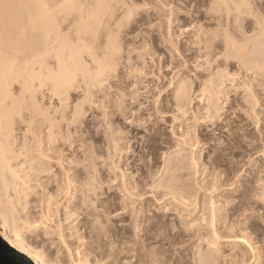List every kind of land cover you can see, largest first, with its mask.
<instances>
[{"label":"bare ground","instance_id":"obj_1","mask_svg":"<svg viewBox=\"0 0 264 264\" xmlns=\"http://www.w3.org/2000/svg\"><path fill=\"white\" fill-rule=\"evenodd\" d=\"M166 1L168 2V0H165L164 2H166ZM209 1H210V2H208L209 4H207V7H208V5H209V7L206 9L205 12L200 13L198 11H195V13L186 14L188 16V19L191 18V25H193L192 28L194 29L191 40L188 43V46L190 45L193 49H195L197 51V55L195 54L196 55L195 61L201 60V62H198L199 64H197V66H195V68L199 69L200 71L198 72L199 74L196 71V73L198 74V76L196 78L197 79L196 86L198 85V88L196 91H194L193 97L198 102V104L203 103V105H202L203 110L206 113L205 117L209 120V123L212 124V122H214L212 120L219 119L222 115V114L219 115V112H221V110H222V107H221L222 101L220 102V100H222V98L227 96L226 94L225 95L223 94V96H221L222 90L224 89V86H226L225 83H228V81H229L231 87L233 88L234 96L235 95L236 96L241 95L242 97L240 98V101H238L239 99L237 101L235 100V99H237V97L234 99V103H236L234 105V107L232 106L233 103L232 104L230 103L231 105L227 103L229 106L227 107L226 112L228 111V113L230 112L231 115H234L236 117L238 116L237 118H240L242 121L248 122V124L252 123L251 125H254L255 130L257 129L262 134L264 131H262L261 129L264 130V128L258 127L259 122H260V118H261L260 114L262 115V113H260L261 109L259 106V99L260 98H258L257 96L262 95L264 97V19L261 18L262 14H259L260 16L256 14V18L254 17L252 22L249 21L250 23H252L250 25L249 31H247V30L244 31V29H246V28H244V26L242 25L241 17H243L244 14L246 15L247 13H249V12L252 13V11H254V10H252L253 7H252V9H250L251 8L250 5H252L251 0H209ZM138 2L141 3L140 0H0V8H1L0 13L2 12V10H6V8L9 9V11H7L8 13L6 11H4L7 13L6 14L7 18L4 19L2 17L4 20L1 18L2 15L0 14V33L2 31H3V33L5 32L4 34L7 37V38L5 37L6 40H3V38H2L3 35L1 36V34H0V238L6 243V245L9 248L13 249L14 251H16L17 253L22 255L31 264H64L63 262H65L66 260L65 261L61 260V256H64V255H65L66 259L69 261V264H90L89 256L86 254V252L84 250L85 249L84 248L85 242L83 243L84 240H82L83 239L82 236L81 237L78 236V235H80V233L77 234L78 231L75 233V239L77 238L79 240V241L77 240L78 243L81 241L79 244V247H77V245H76V248L73 247L74 249L70 250L72 247L70 248L69 245L71 246L72 243L68 244L67 239L71 238V236L73 237L74 231L72 233L73 235L68 236V234L71 233V230H72L70 228L71 229V230L69 229L70 232L67 231L68 234L67 235L64 234L65 230L63 231V227L66 225H64L62 227L63 220L60 219L61 220L60 221L58 219V217H60V216H58L59 214L57 215V213L59 212V208L61 207L64 210V213L66 214V216L63 217V218H65L64 222H68L67 220H70L69 219V217H71L70 215L74 214V212H77V210L76 211H69V210L74 205V201H75L74 199H78V198H75V196L78 195L79 196L78 201L80 203L79 205H82V207L84 206L85 208H83V209L86 210L85 213L82 212V210H81V212L84 213V215H85V217H87V219L91 220V229L100 233V229H101L100 228V222L97 220V210H98V208H100L99 205L101 204V201L99 200V196L97 194V186L99 185V183L97 182V177H96V174L94 173L95 170H93V168H91V166H89L90 164H88L86 166L83 165L84 170H86V171H84V177L83 178L81 177V180H83V183H80L79 177L81 175L79 177L77 176L78 173L80 172V170H79V172H75V171L72 172V169H71L72 166L71 167L65 166L64 164H66L65 163L66 161L63 158L64 157L63 153L66 151V149L68 151L72 150L73 153H74V151L76 152L77 149L74 150L75 147H73L74 146L73 145L74 140L73 141L70 140L69 134H71L73 131H75L76 125H78L82 122L81 119H82V117H84L83 115L86 111L84 105L86 103L89 104V106L95 105V102H92V97L94 95H95L96 99H98V102H100V103L107 100V102L103 103L102 105L104 107H105V105H109V108H111V110H112V116H115V117L118 115L122 116L123 115L122 112L125 113V111H122L125 109L124 108L125 105L122 106V102L125 100L123 99L124 97H123V94H121L120 89L116 86L118 84H116L115 85L116 87H115L112 84H111L112 86L109 85V82H110V79L112 78L113 74L117 71V67H119L118 64H120V63L117 64V62H118L117 61V57H118L117 55L120 54V50H121L120 44L118 42V38L120 36L119 35L120 30L122 29L124 24L132 18V16L135 17L138 14L137 11L139 8L136 9V7L138 6ZM189 3H190V1H189ZM144 4H145V2H144ZM159 4H161V3H159ZM185 4L188 6V3L185 2ZM249 6H250V8H249ZM254 8H256V7H254ZM203 9H205V8H203ZM145 10L147 11L149 9L146 8ZM139 11H142V10H139ZM258 12H260V11H258ZM251 13H249V14H251ZM23 14L25 15V18L22 17ZM173 14L174 13H172L170 10L168 15L166 16V25H165V27L167 26V29L165 28L166 29L165 31L167 33V37H166L167 39L165 41L169 44H172V45H174V43H176V42L172 41L173 36L171 35L172 33L170 32V25L173 22V20H171V17L173 16ZM181 14L183 15L184 13L182 12V13H180V15ZM252 15H253V13H252ZM257 16H259V17H257ZM148 17H149V19L152 17H155V19L153 18L154 20H156V19L161 20V18L163 16L160 15V13L153 11V12H151V14L147 15V18ZM172 19H173V17H172ZM142 20L143 19H142V15H141V17H139V20L137 19L136 22L139 23ZM249 20H251V19H249ZM136 22H135V24H136ZM153 22H155V21H153ZM127 24H128V22L126 23V25ZM143 24H144V21H143ZM143 24H142V26H143ZM147 25H149V24H147ZM123 28H125V26ZM130 29H132V28H130ZM247 29H248V27H247ZM130 32H132V31L130 30ZM134 32H136V31H134ZM188 32H189V30L185 29L182 34L187 35ZM124 33H125V31H124ZM126 34H129V33H126ZM126 34H122V35H126ZM132 34H134V33L132 32ZM248 34H250V36H248ZM188 35H190V34H188ZM159 36H161V35H159ZM132 37H133V35H132ZM162 37H163V35H162ZM162 37H160V38H162ZM120 38H119V40H120ZM133 38H132V40H133ZM122 39L125 40V38H122ZM126 39H127V35H126ZM154 40H156V39H154ZM143 42L146 45L148 40L145 41L143 39ZM156 43H158V42H156ZM4 44L6 45V48H7L6 52L8 51L7 54L6 53L4 54L3 50H2L3 52H1L2 46ZM161 44H162V42H161ZM161 44H158V45H161ZM149 45H147V46H149ZM185 45H186V43H185ZM141 46H142V44H141ZM154 46L156 47V44ZM19 48H23V51H25L26 54H28V60H16L17 56L15 57V55L19 51ZM139 49L141 50V48H139ZM135 51H137V50H135ZM177 52H174V54ZM169 55L167 53L168 60H176V59H173L175 56L172 57ZM149 56H150V54L148 55V57ZM138 57L140 58V55ZM21 58H23V57H21ZM176 58H178V57H176ZM194 58H195V56H194ZM134 59H136V58H134ZM151 59H152V56L149 60H151ZM220 59H224V60H220ZM228 59H231V60H228ZM126 60H133V58L129 59L128 57H126L125 61ZM232 63H235L238 66V68H237L238 72L235 75H232L230 73L224 74L226 68L228 66H232ZM172 64L173 63H171L170 66H168V69H170L169 71H173L176 68L175 66H173L174 64L173 65ZM124 65H126V64H124ZM131 69H133V68H131ZM142 69H143V67H142ZM118 70H119V68H118ZM194 72H195V69H194ZM176 74H177V72H176ZM113 78H115V77H113ZM157 80H159V79H157ZM187 80H188V78H187ZM174 81L175 80L173 78V79L169 80V82L167 84V88L172 89L171 100L168 101L169 105H167V103L166 104L164 103V105H160L158 103L157 99H155L156 101H154V106H153V108H154V113H153L154 115L153 116L154 117H157V115H160V114H164L163 111H164L165 107L172 108L173 110H175V112H180L181 110L183 111L185 108H187L191 105V102L193 100L190 98L191 92H190V84L188 83L189 81L187 82L186 78H179L178 80H176V82H174ZM123 83H121V84H123ZM155 86H156V90H158L156 97L159 98L162 90H160L159 85L156 84ZM127 87H129V86H127ZM113 88H116V89H113ZM112 89L115 91L113 92ZM111 90H112V92H111ZM125 90H127V88ZM256 91L257 92L260 91L259 92L260 95H257ZM224 92H228V91L225 90ZM231 92H230V94H231ZM77 94H80V97H77ZM124 95H127V94L125 93ZM128 96H129V93H128ZM142 96H144V95H142ZM137 97H139V96H137ZM77 99H78V101H77ZM228 99L229 98L226 97L224 100V103L228 102ZM263 99H261V101ZM161 102H163V101H161ZM260 104H261V102H260ZM142 105H139V107ZM136 106H138V105H136ZM125 107H127V106H125ZM130 108L132 109V107H130ZM190 108H191V106H190ZM261 108H262V106H261ZM224 110H225V108H224ZM136 111H137V109L135 110V112ZM128 112H130V113H128V115L125 113L126 115H123V117H125V120L127 121V123H129L131 125V121H128V119L131 118V116L133 114L132 112H134V111L132 110V111H128ZM183 113H185V112H183ZM222 113H224V112H222ZM108 114H109V112H108ZM85 115H86V113H85ZM151 116H152V114L149 115V117H151ZM176 117L173 116L172 121H175ZM132 118H134V115L132 116ZM162 118H163V116H162ZM135 119H134V122L141 121L138 118H137L138 120H135ZM197 119H199V118L197 117ZM240 119H239V122H240ZM202 120H203V118H202ZM218 122H220V121L218 120ZM105 123H107V122H105ZM223 124H224V122H223ZM241 124L243 125L242 122H241ZM101 126H102V124H101ZM224 127L226 129H228V127H226V126H224ZM240 128H242V127H240ZM77 129H78V127H77ZM222 129H224V128H222ZM237 129L239 130L238 131L239 132L238 134L240 135L239 138H243L244 134H245L244 128H242L243 131H242V129H239V128H237ZM83 131H84V129H83ZM224 131H225V129H224ZM86 132H88V131L86 130ZM171 132H172V130H171ZM220 132H221V130H220ZM229 132L230 133H228V134L230 137L231 136L230 134L233 131H229ZM246 133H247V131H246ZM66 134L68 136H66ZM82 134H83V132H82ZM109 134H111V133H109ZM173 134H175V133H173ZM226 135H227V132H226ZM232 135H234L232 137H235V138H236V136L237 137L239 136V135H237V132H236V134H235V132H233ZM263 135L264 134H262V136ZM127 140H129V139H127ZM154 140H156V139H154ZM188 140H189V138H188ZM110 141H112V143H114V144L116 142L113 140H110ZM241 141H242V139H241ZM244 141H246V140H244ZM124 142H126V140ZM150 142H151V140H150ZM180 142L184 146L187 141L185 142V141L181 140ZM148 143H147V145H148ZM154 143L155 142H153L152 146L155 145ZM111 146H112V144H111ZM115 146H113L114 151H120L121 150V149L116 150L117 146L116 147ZM139 146H140V144H139ZM145 147H147V146H145ZM178 149H176L173 152V153H175V155L170 156V154H169V157L164 156L163 166H162V168L160 167L161 171L164 175H167L168 173L170 174V172L173 173V170L175 168L178 169L180 164L183 163V165H184L183 161H185V160H183L182 156H180V153L184 152V150L182 151L180 148H178ZM82 150H83V148H82ZM257 150H259V149H257ZM95 152H97V151L95 150ZM112 152H113V150H112ZM66 153H67V151H66ZM75 154H77V152ZM68 155H70V154H68ZM68 155H67V157H68ZM110 155H111V153H110ZM114 155H116V154H114ZM183 155H184V153H183ZM73 156H75V155L73 154ZM65 157H66V155H65ZM95 157H98V156H95ZM189 157L191 158V159L187 158L188 160H190V163H188L189 167L190 166L191 167L193 166L194 168H195V166L197 167V165H196L197 163L195 164V162H197L195 160V155H194V157H192V156H189ZM84 158H86V157H84ZM114 159H115V157H114ZM187 159H186V161H187ZM112 162H113V160H112ZM224 163H225V161H224ZM140 164H141V162H140ZM183 165H181V166H183ZM185 165H187V164H185ZM54 168H57L58 171L55 172L54 174L51 173V174H53V180L49 181V178H47L48 176L45 177V178H47V180H45V181L52 184V187H53V188L51 187L52 190L50 189L51 191L48 192L47 195H45V193L43 194L41 192L42 194L41 193H39V194H41L42 196L38 197V192H37L36 188L37 189L41 188L39 181H41V183H43L42 180L45 179L44 178L41 180L39 173L41 175L43 173L45 174L46 172L50 173V171L53 170ZM218 169H220V168H218ZM254 169H255V167H254ZM92 171H94V172H92ZM175 171H176V169H175ZM124 173H123V175H124ZM195 173H196V171H195ZM46 175H47V173H46ZM130 175H131V173H130ZM174 175H176V174H173V176ZM196 175H195V177H196ZM203 175H204V173H203ZM223 176H225V175H223ZM222 177H221V179H222ZM255 181L253 182L254 184H255ZM134 182L138 183L137 181H134ZM165 182H167V181H165ZM212 182H214V181H212ZM247 182H249V181H247ZM259 182L261 183V181H259ZM49 183H47V184H49ZM138 185H133V187L128 188L127 187L128 185H125L124 182H122L121 183V194H123L121 196V197H123L122 199H124L128 203L129 202L135 203L136 202L135 198H138V199L142 198L140 195L141 192L138 191V193H135L137 191L136 186H138ZM173 185H176V184H173ZM214 185H213V187H214ZM45 186H46V184H45ZM159 186H160V184L158 185V187ZM215 186H217V184ZM160 187L165 189V190L166 189L167 190L168 189L173 190V188H174V186H172V184L168 183V182L165 183L164 187H162V186H160ZM231 187H229V188L231 189ZM185 189H187V188H185ZM198 189H199V187H198ZM230 189H228V190H230ZM45 190H46V188H45ZM138 190H140V189H138ZM182 190H183V188H182ZM218 190H219V188H218ZM175 191H176V189L174 190V192ZM171 192H170V194H171ZM204 192L207 193V191H204ZM178 194L181 195V193H178ZM182 196L183 195H181L180 197H182ZM166 197H167V195H166ZM171 197L170 198L173 200L176 198L173 195ZM218 197H220V196H218ZM170 198H168V199H170ZM242 198L244 199V197H242ZM260 198H262V197H260ZM196 199H197V197H196ZM263 199H264V197H263ZM263 199H262V201L264 203ZM247 200L245 198V201H247ZM176 201L177 200H175V202ZM179 201L177 202V204L181 203V201H180V203H179ZM182 201H184V198L182 199ZM242 201L237 202L235 204H238V206H239V204L242 203L241 205H243L245 202L244 201L242 202ZM71 203L73 204L72 206L70 205ZM181 204H182V207H185V208L188 207L186 205V202H184V203L182 202ZM181 204H180V206H181ZM77 207L78 206H76V208ZM205 207H206L205 211H207V215H206V217L204 216L201 220L205 222V224H206L205 226L208 229V237H209V241L211 242V246L215 245L216 243L218 244V242H220V243L227 244L228 246L234 248V250L236 249L237 252L235 254H236V256L238 255L237 256L238 260L234 261V259H233L234 262L232 264H260V261L262 258L261 252H264V251L260 252L261 248L259 246L260 245H262L261 247L264 246V239L262 238L263 240L259 246L253 244V242H251V238L249 237L251 234L249 235L247 233L248 234V236H247V234H244V232H242V231H244V228L242 231H241V229H238L237 232H234L235 229L233 231V228L238 223L235 225H233V223H231V225L229 227V231L227 233L226 232L221 233V235H220V232L216 228V215L219 212H218V209L216 207V203L214 201L212 194L208 195ZM226 207H228V206H226ZM33 208L39 209L38 210L39 217L37 216L38 217L37 220L31 222L30 219L32 220V218H33V220H34V217H35V216L34 217L32 216L33 211H32V213H30L32 218L28 219V215H29V210L33 209ZM81 208H79V209L77 208V209L80 210ZM202 209H203V207H202ZM34 210L37 211V209H34ZM263 210H264V207H263ZM99 211H101V210H99ZM140 211H141V209H140ZM227 212H228V210H227ZM79 213H80V211H79ZM36 214H38V213L36 212ZM199 214H200V212H199ZM263 214H264V212H263ZM79 216L81 217L82 214ZM202 216H203V214H202ZM258 216H260V215H258ZM75 217H76V215H75ZM184 217H185V215H184ZM73 218H74V216H73ZM74 221H76V220H74ZM82 221L85 222V220H82ZM114 221H115V219H114ZM263 221H264V219H263ZM195 222H196V220H195ZM228 223L230 224V219H229ZM75 224H76V222H75ZM179 224H181V223H179ZM87 225H88V223H87ZM197 225H199V224H197ZM240 225H238V226H240ZM244 225H245V223H244ZM73 228H75V227L73 226ZM77 228L78 227L76 226V229ZM39 229H41L42 231L40 233H38L39 234L38 235L37 230H39ZM236 230H237V228H236ZM226 231H227V228H226ZM204 232H205V230H204ZM251 232H253V231H251ZM40 234L48 242L53 240L54 241L53 245H54V243L57 244V246L54 247L53 252L46 251V249L44 248L45 245L40 246L38 244L39 240H38V242L35 241V242H37L36 244H38V245H36L35 242H32V238H37V239L40 238V240H41L42 237L40 236ZM222 234H223V236H222ZM224 234H227V235H225L226 237H224ZM85 236H87V235H85ZM252 237H253V235H252ZM89 239H91V238H89ZM72 240H74V239L72 238ZM77 241H76V244H77ZM162 242H165V241H162ZM73 243H74V241H73ZM193 243H195V242H193ZM48 244H50V243H48ZM91 245H92V243H91ZM173 245H174V243H173ZM50 247L52 248V242H51ZM81 247H83V248H81ZM89 250H92V249H90V247H89ZM161 250H162V248H161ZM179 250H180V248H179ZM51 251H52V249H51ZM86 251H88L87 248H86ZM218 252H219V249H218ZM63 253H64V255H63ZM158 253H160V252H158ZM217 255H219V254H217ZM248 255H250V256H248ZM145 257H147V256H145ZM157 257L158 256H156V259H158ZM218 258H221V257L218 256ZM230 258H231V256H230ZM192 259H193V257H192ZM227 259H229V258H227ZM206 260H207V258H206ZM219 260H217V261H219ZM222 260H224V258ZM155 261H157V260H155ZM230 261H232V260H230ZM166 262H167V259H166ZM178 263H180V262H178ZM67 264H68V262H67ZM166 264H168V263H166Z\"/></svg>","mask_w":264,"mask_h":264},{"label":"rangeland","instance_id":"obj_2","mask_svg":"<svg viewBox=\"0 0 264 264\" xmlns=\"http://www.w3.org/2000/svg\"><path fill=\"white\" fill-rule=\"evenodd\" d=\"M140 1H141V3L138 2V6L136 7V9L139 8L137 11V13H138L137 15L139 17H141V15H142V19H143L141 21L142 23L139 22L140 23L139 24L136 22L137 19L139 20V17L137 15L135 17L132 16V18L129 21H127L128 24L129 23L130 24L126 25V23H127L126 22L124 24L125 28H123L124 27L123 26L122 29L120 30L119 38L120 37L121 38H120V40L118 38V42H119L120 48H121V50H120L121 55L120 54L117 55L118 56L117 57V61H118L117 64L118 63H120V64H118L119 67H117V71L115 72L118 76L114 73L112 78L113 77H115V78H113V79L111 78L110 82H109V85L112 84L113 86L118 84L116 86L120 89L121 94H123V97H124L123 99L125 101L122 100L123 101L122 106L125 105L128 108L124 106L125 109L122 111H125V113L127 115H128V113H130L128 111H132V110L134 111V112H132L133 113L132 116L134 115V118H132V116H131V118L128 119V121H131V125L129 123H127V121L125 120V117H123V115H126L124 112H122V114H123V115L121 114L122 116H120V115H118L116 117L112 116V110H111V108H109V105H105V107L102 105L103 103L107 102V100L100 103V102H98V99H96V97L94 95L92 97V102H95V105L89 106V104H87V103L84 105L85 110H86L85 111L86 115L84 113V115H83L84 117H82V119H81L82 122L80 124L76 125L77 131L75 130L71 134H69L70 140L75 141V142L73 141V145H74L73 147H75L74 150L77 149L79 152L76 150L77 154H75L76 153L75 151L73 153L72 150L68 151L66 149L67 153H66V151L63 153V156H64L63 158L66 161L65 162L66 164H64V165L68 166V167L72 166L71 167L72 172L73 171L79 172V170H80V172L77 175L78 177L81 175L79 177L80 183H83V180H81V177L82 178L84 177V171H86V170H84V166L90 164L89 166H91V168H93V170H95V172L94 171H92V172H94L96 174L97 182L99 183V185L97 186V194L99 196V200L101 201V204L99 205L100 208H98V210H97V220L100 222V228H101L100 233L91 229V220L87 219V217H85L84 213L86 212V210L83 209V208H85L84 206L82 207V205H79L80 203L78 201V199H79L78 195L75 196V198H78V199H74L75 200L74 205L72 203L70 204L71 206L73 205L72 206L73 208L71 207L69 210V211H76L77 210V212H74V214L70 215L71 217H69L70 220H67L68 222H64L65 218H63V217L66 216V214L64 213V210L60 207L59 212L57 213V215L59 214L58 216H60V217H58V219L63 220L62 227L64 225H66L63 227V231L65 230L66 232L67 231L70 232V230L72 229L71 233H69V234H68V232L66 233L64 231L65 235L68 234V236H69V235L74 234L73 237L71 236V238L67 239L68 244H70V243L73 244V245L71 244V246L69 245L70 248L72 247L70 250H73L74 249L73 247L76 248V245H77V247H79V244L81 242L80 241L78 243L79 240L77 238L75 239V233L78 231L77 234L80 233V235H78V236L83 237L82 240H84L83 243L85 242L84 245L86 246V247L84 246V248H85L84 250H85L86 254L89 256L90 264H166V263H168V264H181V263L182 264H199V263L200 264H218V263L219 264H222V263L223 264H230L231 263L232 264L235 260H238L237 259L238 255L236 256V254H235L237 252L236 249L234 250V248L228 246L225 243H220V242H218V244L216 243L215 245L211 246V242L209 241V237H208V229L205 226L206 225L205 222L202 221L201 219L204 216L206 217V215H207V211H205V208H206L205 205L207 202L208 195L212 194L214 201L216 203V207H217L218 212H219L216 215V228L220 232V235H221V233H225V232L227 233L229 231V227H230L231 223H233V225L238 223L237 225H235L237 230L235 227L233 228V231L235 229L234 232H237L238 229H241V231H242L244 228V231H242V232H244V234H247V233L249 235L251 234L249 237L251 238V242H253V244H255L257 246H259L261 244L262 240L264 239V221H263V219H264V214H263L264 203L262 201V199L264 197V191H263L264 190L263 189L264 188L263 187L264 186V139H263L264 135L262 136V134H264V132L261 134L257 129L255 130L254 125H251L252 123L248 124V122L242 121L240 118H237L238 116L236 117L234 115H231L230 112L229 113H228V111L226 112V109L229 106L228 104L233 103L232 106L234 107V105L236 104V103H234V99L237 97V99H235V100L237 101L239 99L238 101H240V98L242 97L241 95L240 96H236V95L234 96L233 88L231 87L229 81H228V83H225V85L226 86L228 85L229 87L224 86V89L222 90L221 96H223V94L227 95L224 98H222V100H220V102L222 101V105H221L222 110H221V112H219V115H221V114L222 115L219 119L212 120V121H214V122H212V124H210L209 120L205 117L206 113L203 110V106H202L203 103L198 104V102L193 97L194 91H196L198 88V85L196 86V84H197L196 78L199 74L198 72L200 71L199 69H196L195 66H197V64H199L198 62H201V60L195 61L197 51L195 49H193L190 45L188 46V43L191 40L194 29L192 28L193 25H191V18L188 19V16L186 14H188V13L192 14V13H195V11H198L200 13L205 12L206 9L209 7V5L207 7V4H209L208 2H210V1L209 0H168V2L167 1L164 2L165 0H160V1L159 0H147V1L146 0H144V1L140 0ZM189 1H190V3H189ZM255 1L251 0L253 6L250 5L251 8L249 6L250 9H252V7H253V9H252V10H254V11H252L253 15L251 12H249L251 14L247 13L246 14L247 16L244 14L243 15L244 18L241 17L242 25L244 26V28H246V29L243 28L244 31H246V30L249 31L250 25L252 24L249 21L252 22L254 17L256 18V14L257 15L262 14L261 18L264 19V0H255ZM144 2H145V4H144ZM185 2L188 3V6L185 4ZM159 3H161V4H159ZM254 7H256V8H254ZM146 8H148L149 10L146 11L145 10ZM203 8H205V9H203ZM139 10H142V11H139ZM170 10L172 13H174L172 16L173 19L171 17V20H173V22L170 25V32L172 33L171 35L173 36L172 41L176 42V43H174V45L169 44L165 41L167 39L166 38L167 33L165 31L167 29V26L165 27L166 16L168 15ZM4 11L7 12V11H9V9L6 8V10H2V12L0 13L2 15L1 18L3 17L5 19V18H7L6 14L8 12L6 13ZM153 11H156L157 13H160V15L163 16L161 18V20H158V19L154 20L155 17H152V18H150L152 20L151 21L149 19V17L147 18V15L151 14V12H153ZM258 11H260V12H258ZM182 12L184 14L183 15L181 14L182 15L181 16L180 13H182ZM259 16H257V17H259ZM22 17L25 18V15L23 14ZM249 19H251V20H249ZM134 21L136 22V24ZM143 21H144V24H143ZM153 21H155V22H153ZM145 22L149 25H147ZM142 24H143V26H142ZM247 27H248V29H247ZM130 28H132V29H130ZM185 29L189 30L188 34H190V35L182 34ZM130 30L134 34H132V32H130ZM124 31H125V33H124ZM134 31H136V32H134ZM4 33L2 31L0 34H1V36L3 35L2 36L3 40H6L7 37ZM126 33H129V34H126ZM122 34H126L127 39H126V35H122ZM131 34L133 35L134 38L132 37ZM159 35H161V36H159ZM162 35H163V37H162ZM248 36H250V34H248ZM160 37H162V38H160ZM122 38H125V40H123ZM132 38H133V40H132ZM143 39L145 41L148 40L149 43L147 42L148 44L146 43V45H145L143 42ZM154 39H156V40H154ZM156 42H158V43H156ZM161 42L163 45L161 44ZM185 43H186V45H185ZM126 44L127 45L129 44L130 46L129 45L127 46ZM141 44H142V46H141ZM155 44H156V47L154 46ZM158 44H161V45H158ZM147 45H149V46H147ZM138 47L141 48L142 51ZM6 50H7V48H6V45L4 44L2 46L1 52H3L4 54L5 53L7 54L8 51L6 52ZM135 50H137L138 52ZM22 51H23V48H19V51L15 55V57L17 56L16 60H28V54H26L25 51H23V52ZM166 52L168 53V55L170 54L169 56H172V57L175 56L173 59H176V60H168ZM174 52H177L179 55L177 53L174 54ZM138 54L140 55V58L138 57L139 56ZM149 54H150V56L148 57ZM151 56H152V59L149 60L151 58ZM194 56H195V58H194ZM21 57H23V58H21ZM126 57H128L129 59L133 58V60H126L125 61ZM176 57H178V58H176ZM134 58H136V59H134ZM220 60H224V59H220ZM228 60H231V59H228ZM171 63L174 64V65L173 64L172 65L176 67L175 68L176 70L174 69L173 71H169L170 69H168V66H170ZM124 64H126V65H124ZM142 67H143V69H142ZM118 68H119V70H118ZM131 68H133V69H131ZM227 68H226L224 74L230 73L232 75H235L238 72L237 71L238 66L235 63H232V66H228ZM194 69H195V72H194ZM196 71L198 74L196 73ZM176 72H177V74H176ZM172 77L175 80L174 82H176V80H178L179 78H186V81L187 82L189 81L188 83L190 84V92H191L190 98L193 100L191 102V105H190L191 108L189 106V107H187L188 109L185 108L183 111L181 110L180 112H175V110H173L172 108L165 107V109L163 111L164 114H160V115H157V117H154L153 116L154 115L153 114L154 113L153 106H154V101H156L155 99H157V101L160 105H164V103L165 104L167 103V105H169L168 101L171 100L172 89H168L167 84H168L169 80L173 79ZM187 78H188V80H187ZM157 79H159V80H157ZM121 83H123V84H121ZM156 84L159 85L160 90H162L159 98L156 97V94L158 93V90H156V86H155ZM127 86H129L130 88ZM126 88H127V90H125ZM113 89H116V88H113ZM112 90H111V92H112ZM225 90L228 92H224ZM114 91L115 90H113V92ZM257 91H256L257 95H260L259 94L260 91L259 92H257ZM230 92H231V94L232 93L233 94L231 95ZM125 93L127 95H124ZM128 93H129V96H128ZM142 95H144V96H142ZM137 96H139V97H137ZM77 97H80V94H77ZM226 97H228L229 99H228V102L224 103V100ZM257 97L260 98L259 99V106L261 109L260 113H262V115H263L262 116L260 114L261 118H260V122H259L258 127L264 128V99H263L264 97L262 95L257 96ZM261 99H263L262 100L263 102L261 101ZM77 101H78V99H77ZM161 101H163V102H161ZM260 102L262 105L260 104ZM136 105H138V106H136ZM139 105H142V106L139 107ZM261 106H262V108H261ZM130 107H132V109ZM224 108H225V110H224ZM134 109L135 110L137 109L138 112L137 111L135 112ZM108 112H109V114H108ZM183 112H185L186 114ZM222 112H224V113H222ZM151 114L153 117L152 116L149 117V115H151ZM162 116H163V118H162ZM173 116H175V117L177 116L175 121H172ZM197 117L199 119H197ZM137 118L140 119L141 121L134 122V119L138 120ZM202 118H203V120H202ZM239 119H240V122H239ZM218 120L222 124L220 122H218ZM105 122H107V123H105ZM223 122H224V124H223ZM241 122L243 123V125L241 124ZM101 124H102V126H101ZM224 126L228 127V129H226ZM77 127H78V129H77ZM221 127L224 128L225 131ZM240 127L244 128V131H245L244 133L246 134V135L244 134L243 138H239L240 135L238 134L239 130L237 128L242 129ZM83 129H84V131H83ZM85 129L88 132H86ZM170 129L172 130V132ZM220 130L222 133L220 132ZM261 130L264 131L263 129H261ZM229 131H233V132H235V134L237 132V135H239V136L238 137L236 136V138L232 137L234 135H232L233 132H231V134H230L231 136L229 137V134H228V133H230ZM242 131H243V129H242ZM246 131H247V133H246ZM82 132H83V134H82ZM226 132H227L228 136L226 135ZM109 133H111V134H109ZM173 133H175V134H173ZM66 136H68V135L66 134ZM188 138H189V140H188ZM127 139H129V140H127ZM154 139H156V140H154ZM241 139L243 142L241 141ZM243 139L246 141H244ZM110 140L116 141L115 144L112 143V141H110ZM125 140H126V142H124ZM150 140L152 143L150 142ZM181 140H183L185 142L187 141L184 146L181 144V142H180ZM153 142H155L154 144L156 146L155 145L152 146ZM147 143H148V145H147ZM111 144H112V146H111ZM139 144H140V146H139ZM113 146L116 147V150H120V149L121 150L120 151H114ZM145 146H147V147H145ZM82 148H83V150H82ZM178 148H180L182 151L184 150V152H181L182 154L180 153V156H182L183 160H185V161H183L184 165L182 163L179 165L180 168L179 167H178V169L175 168L176 171L174 169L173 173L170 172V174L168 173L167 175H164L161 171V168H162L163 163H164V156L169 157V154H170V156L175 155V153H173V152ZM257 149H259V150H257ZM95 150L97 152H95ZM112 150H113V152H112ZM72 153L75 156H73ZM110 153H111V155H110ZM183 153H184V155H183ZM68 154H70L71 156ZM114 154H116V155H114ZM65 155H66V157H65ZM67 155H68V157H67ZM194 155H195V160L197 161V162H195V164L197 163L196 164L197 167L196 166H195V168L193 166L192 167L195 170L191 166L189 167V164H188V163H190V160H188V159H191L189 156L194 157ZM95 156H98V157H95ZM84 157H86V158H84ZM114 157H115V159H114ZM186 159H187V161H186ZM112 160H113V162H112ZM224 161H225V163H224ZM140 162H141V164H140ZM185 164H187V165H185ZM181 165H183V166H181ZM184 166L185 167L187 166V167L185 168ZM254 167H255V169H254ZM218 168H220V169H218ZM57 171H58V169L54 168L53 170L50 171V173L46 172L47 175H46V173L45 174L43 173L42 175L39 173V176L41 177V180L48 176L47 178H49V181H50V180H53V174ZM195 171H196V173H195ZM51 173H53V174H51ZM123 173H124V175H123ZM130 173H131V175H130ZM203 173H204V175H203ZM173 174H176V175L173 176ZM195 175H196V177H195ZM223 175H225V176H223ZM221 177H222V179H221ZM47 178L42 180L43 183H41V181H39L41 188H38V189L36 188V190L38 192V197H41L42 193L43 194L45 193V195H47L48 192H50L53 188L52 184L45 181V180H47ZM133 180L137 181L138 183L134 182ZM246 180L249 182H247ZM121 181L124 182L125 185H128L127 186L128 188L133 187V185H138L140 183L138 186H136L137 191L135 190L136 191L135 193H138V191L141 192V194L140 193L139 194L141 195L142 198H139V199L135 198L136 199L135 203H130V202L128 203L127 201L122 199L123 197H121V196L123 194H121V183H122ZM165 181H167L168 183H171L172 186H174L173 190H170V189L165 190V189L160 187V186L164 187L165 183H167ZM212 181H214V182H212ZM254 181H255V184L253 183ZM259 181H261V183ZM46 182L49 184H47ZM45 184H46V186H45ZM159 184H160V186L158 187ZM173 184H176V185H173ZM214 184L215 185L217 184V186H215ZM213 185L215 188L213 187ZM198 187H199V189H198ZM229 187H231V189ZM45 188H46V190H45ZM182 188H183V190H182ZM185 188H187V189H185ZM218 188H219V190H218ZM227 188L230 190H228ZM138 189H140L141 191ZM175 189H176V191L174 192ZM204 191H207L208 194ZM170 192H171V194H170ZM39 193H41V194H39ZM178 193H181V195H183L184 197L183 196L180 197L181 195ZM166 195H167V197H166ZM172 195L174 197H176L177 199L176 198L174 200L171 199ZM218 196H220V197H218ZM196 197H197V199H196ZM242 197H244V199ZM260 197H262V198H260ZM168 198H170V199H168ZM181 198L182 199L184 198V201H182ZM245 198H246V200L247 199L248 200L245 201ZM175 200H177V201L175 202ZM179 200L181 201V203L186 202V205L188 207H186V208L182 207V204L180 203ZM242 200L245 202L244 203L245 205L244 204L241 205L242 203H240L239 206H238V204H235L237 202H241ZM178 201L181 204V206H180V204H177ZM76 206H78L77 207L78 209L81 207L82 208L80 210H78L76 208ZM226 206H228V207H226ZM202 207H203V209H202ZM34 209H37V211ZM140 209H141V211H140ZM30 210H29L28 219L32 218V216L33 217L35 216L34 220L32 218V220L30 219V221L32 222V221L37 220V218L39 217V212H38L39 209L33 208ZM81 210L84 213H82ZM99 210H101V211H99ZM227 210H228V212H227ZM32 211H33V213H32ZM35 211L38 214H36ZM79 211L82 214L81 217L79 216V215H81L79 213ZM199 212H200V214H199ZM30 213H32V216ZM202 214H203V216H202ZM75 215H76V217H75ZM184 215H185V217H184ZM258 215H260V216H258ZM73 216L75 219L73 218ZM114 219H115V221H114ZM229 219H230V224L228 223ZM74 220H76V221H74ZM82 220H85V222ZM195 220H196V222H195ZM75 222H76V224H75ZM86 222L88 223V225ZM179 223H181V224H179ZM244 223H245V225H244ZM197 224H199V225H197ZM238 225H240V226H238ZM73 226L75 228H73ZM76 226L78 227L77 229H76ZM226 228H227V231H226ZM204 230H205V232H204ZM41 231H42L41 229L37 230V234L40 233ZM73 231H74V233H73ZM251 231H253V232H251ZM248 234H247V236H248ZM85 235H87V236H85ZM225 235H227V234H224V237H226ZM252 235H253V237H252ZM40 236H41V234H40ZM222 236H223V234H222ZM41 237H42L41 240H40V238H38V239L32 238V242H35V241L38 242V240H39L38 244L40 246L45 245L44 248L46 249V251L53 252L54 251L53 249L55 246H57V244L54 243V245H53V242H54L53 240L48 242L45 238H43V236H41ZM72 238L74 240H72ZM89 238H91V239H89ZM0 240H1L0 241V264H27L21 258L22 256L19 253H17L16 251H14L11 248H10L11 251L8 250V247L1 243L4 241L1 238H0ZM73 241L75 244L73 243ZM76 241H77V244H76ZM162 241H165V242H162ZM37 242H35V244ZM51 242H52V248L50 247ZM193 242H195V243H193ZM48 243H50V244H48ZM91 243H92V245H91ZM173 243H174V245H173ZM38 244H36V245H38ZM261 246L262 245L259 246L261 248L260 252L264 251L263 250L264 246L263 247H261ZM89 247L93 251L89 250ZM81 248H83V247H81ZM86 248L88 251H86ZM161 248H162V250H161ZM179 248H180V250H179ZM51 249H52V251H51ZM218 249H219V252H218ZM158 252H160V253H158ZM217 254H219V255H217ZM63 255H64V253H63ZM145 256H147V257H145ZM156 256H158L157 258L159 260L156 259ZM218 256L221 258H218ZM230 256H231V258H230ZM248 256H250V255H248ZM192 257H193V259H192ZM196 257L197 258L199 257V258L197 259ZM261 257L262 258L264 257V252H261ZM206 258H207V260H206ZM223 258H224V260H222ZM227 258H229V259H227ZM166 259H167V262H166ZM233 259H234V261H233ZM61 260H63V261L66 260L65 261L66 263L65 262H63V263L67 264V262H68V264H69V261L66 259L65 255L61 256ZM155 260H157V261H155ZM217 260H219V261H217ZM230 260H232V261H230ZM178 262H180V263H178ZM29 264H30V262H29Z\"/></svg>","mask_w":264,"mask_h":264},{"label":"water","instance_id":"obj_3","mask_svg":"<svg viewBox=\"0 0 264 264\" xmlns=\"http://www.w3.org/2000/svg\"><path fill=\"white\" fill-rule=\"evenodd\" d=\"M1 241V240H0ZM2 244H4V245H6V243L5 242H1ZM7 246V245H6ZM8 247V246H7ZM8 250H10L11 251V249L8 247ZM22 256V255H21ZM27 264H29V261L26 259V258H24L23 256L21 257ZM31 264V263H30Z\"/></svg>","mask_w":264,"mask_h":264},{"label":"snow or ice","instance_id":"obj_4","mask_svg":"<svg viewBox=\"0 0 264 264\" xmlns=\"http://www.w3.org/2000/svg\"><path fill=\"white\" fill-rule=\"evenodd\" d=\"M260 264H264V258L261 259Z\"/></svg>","mask_w":264,"mask_h":264}]
</instances>
